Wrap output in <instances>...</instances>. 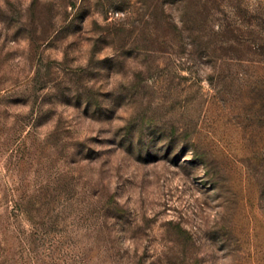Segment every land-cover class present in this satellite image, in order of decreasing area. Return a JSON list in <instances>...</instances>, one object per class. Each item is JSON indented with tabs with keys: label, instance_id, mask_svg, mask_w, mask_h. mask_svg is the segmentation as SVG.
Wrapping results in <instances>:
<instances>
[{
	"label": "rangeland",
	"instance_id": "rangeland-1",
	"mask_svg": "<svg viewBox=\"0 0 264 264\" xmlns=\"http://www.w3.org/2000/svg\"><path fill=\"white\" fill-rule=\"evenodd\" d=\"M0 264H264V0H0Z\"/></svg>",
	"mask_w": 264,
	"mask_h": 264
}]
</instances>
